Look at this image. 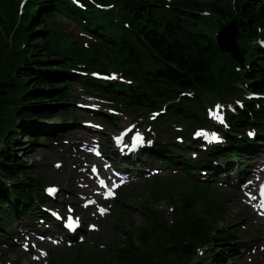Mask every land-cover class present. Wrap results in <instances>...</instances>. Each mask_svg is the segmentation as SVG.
I'll return each instance as SVG.
<instances>
[{
    "label": "trees",
    "instance_id": "trees-1",
    "mask_svg": "<svg viewBox=\"0 0 264 264\" xmlns=\"http://www.w3.org/2000/svg\"><path fill=\"white\" fill-rule=\"evenodd\" d=\"M110 1H119L124 7L132 29L123 28L124 34L118 40L117 31L112 33L102 27L100 31L107 38L105 49L122 48L128 72L137 78L139 88L121 93L129 102L142 107L155 103L149 98L151 93L155 100L163 102L181 91L197 92V86L209 80L211 65L218 54L216 45L207 36L215 28L201 16L202 12L213 13L225 24L235 18L238 37L244 39L255 36L253 25L257 18L264 17V0H179L174 6L178 22L175 26L165 17L158 19L154 10L141 0ZM50 4L51 0H32L27 6V16L14 30L17 5L12 0H0V139L7 146L5 151L0 150V195L16 214L30 204L34 207L33 199L40 185L33 180V167H27L14 152L22 145L38 144L43 135H50L52 127L37 123L52 119L67 105L62 95L68 91L64 79L70 76L63 65L64 56L59 53L62 38L54 35L47 13ZM40 5L35 14V7ZM21 44H25L23 50ZM102 54L103 60L110 62L109 56L103 51ZM148 62L151 68L146 71ZM251 69V76L262 80L257 86H264V52L254 53ZM180 106L185 110L177 112H187L199 119L194 104ZM243 120L244 117L235 119L234 128ZM17 133L27 142L18 144ZM1 178L15 182L11 192L1 184ZM153 188L151 196L156 199H169L173 194L160 178ZM4 208L0 205V211ZM154 214H143L144 232L138 236L144 244H148V238H156L151 251L143 254L135 249L127 232L115 259L105 264H186L195 258V245L210 246V257L197 264H235L238 238L230 227L215 228L224 219L219 208H194L186 204L170 229ZM211 231L215 234L211 235Z\"/></svg>",
    "mask_w": 264,
    "mask_h": 264
},
{
    "label": "rangeland",
    "instance_id": "rangeland-1",
    "mask_svg": "<svg viewBox=\"0 0 264 264\" xmlns=\"http://www.w3.org/2000/svg\"><path fill=\"white\" fill-rule=\"evenodd\" d=\"M59 121H60V119L56 118L52 121V123H56ZM41 124L45 125V124H51V123L47 122V121H43ZM20 140L23 141L22 138H20ZM46 149H47V147H45V149H44V147L39 148V147H31L29 145H25L23 147H20V149L17 150L15 155L18 159H20L22 162L26 163L27 165L33 164L35 166V168L38 170V174H42V175L45 174L49 178H52L53 177V170H52V167L50 164L51 160L47 161L45 159V153L47 151ZM142 184L143 183H141L140 186ZM173 189H175L179 193L183 192L184 190H187L189 192L195 191V189L192 188L191 185H187V186L183 187L181 185L174 184ZM148 194H149V192L146 193L145 191H140V193L138 194V200L137 201L135 199H133V200L130 199L127 202V204L125 205L126 213L124 212L123 214H121L123 223H122V228L120 231L114 228L117 226L116 222L114 221V217L110 216L109 218H107V220L105 221V223L103 225V232L99 235L100 239L97 240V239L90 238L88 240V242L86 243V245L84 246L85 250L88 249L89 254H86L84 256L86 258H85V260L82 259L81 260L82 262H87V263L90 262L91 264H100L104 259L107 260V259H109V257H111L110 255L102 256V255H100L101 252L106 251L108 247H110L109 248V250H110L117 243H120V247H121V245L124 242V233H122V231L123 232L124 231L133 232L136 228H139V226L141 225V223H142L141 215L136 211V209L134 208V205L136 203H139V202L147 201L148 199L146 197ZM63 199H66L65 195H63ZM229 206H231V202H229ZM155 208L158 209L165 216L166 220L169 223H171V221H172V213L170 212L171 208L167 204L166 201L163 200L159 204H155ZM129 222H132L134 224V228L133 227L131 228V225H129ZM225 222L232 224V228L234 231L240 232L238 224L235 221H233V217L230 214L226 215ZM225 222H220L219 226H224ZM90 242H91V244L92 243L93 244H99L100 246H103L104 249L99 250L96 247L95 248L90 247L89 246ZM89 248H93L94 253H92V251ZM74 256H75V254H72L69 256H64V257L69 262L70 260H72L74 258ZM243 260H240L239 264H248V263H244Z\"/></svg>",
    "mask_w": 264,
    "mask_h": 264
},
{
    "label": "water",
    "instance_id": "water-1",
    "mask_svg": "<svg viewBox=\"0 0 264 264\" xmlns=\"http://www.w3.org/2000/svg\"><path fill=\"white\" fill-rule=\"evenodd\" d=\"M229 28H232L231 29V34H228L227 37L233 39V43H234V39H235V34H236V28H235V25H233V27L229 26L225 31L224 33H226L228 31ZM226 49H228L230 52L231 55H233L234 57H236V52H235V47L234 46H225Z\"/></svg>",
    "mask_w": 264,
    "mask_h": 264
},
{
    "label": "snow or ice",
    "instance_id": "snow-or-ice-1",
    "mask_svg": "<svg viewBox=\"0 0 264 264\" xmlns=\"http://www.w3.org/2000/svg\"><path fill=\"white\" fill-rule=\"evenodd\" d=\"M101 184L103 185L104 184V181L103 180H101ZM50 192H53V191H55L54 189H50L49 190ZM261 197H262V199H261V204H260V206L262 207V208H264V185H261ZM253 198H255V197H253ZM103 211V210H102Z\"/></svg>",
    "mask_w": 264,
    "mask_h": 264
},
{
    "label": "bare ground",
    "instance_id": "bare-ground-1",
    "mask_svg": "<svg viewBox=\"0 0 264 264\" xmlns=\"http://www.w3.org/2000/svg\"><path fill=\"white\" fill-rule=\"evenodd\" d=\"M230 183V182H229Z\"/></svg>",
    "mask_w": 264,
    "mask_h": 264
}]
</instances>
